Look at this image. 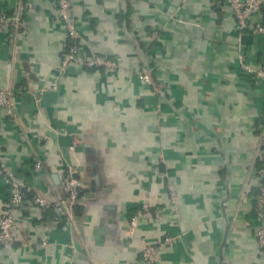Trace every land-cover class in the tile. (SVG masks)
I'll use <instances>...</instances> for the list:
<instances>
[{
  "label": "crops",
  "instance_id": "crops-1",
  "mask_svg": "<svg viewBox=\"0 0 264 264\" xmlns=\"http://www.w3.org/2000/svg\"><path fill=\"white\" fill-rule=\"evenodd\" d=\"M71 2L77 56H107L116 69L71 63L59 72L66 29L56 0H0L27 24L0 29V88L12 92L14 113L0 108V161L49 200L63 195L67 169L84 183L79 214L66 205L56 218L26 199L0 264H148L142 241L164 236L172 241L155 264H264V205L258 212L253 192L264 78L239 61L242 53L264 68V33L251 31L258 17L264 24V5L240 33L225 0ZM9 193L0 177V211ZM143 202L161 217L131 229Z\"/></svg>",
  "mask_w": 264,
  "mask_h": 264
},
{
  "label": "built area",
  "instance_id": "built-area-1",
  "mask_svg": "<svg viewBox=\"0 0 264 264\" xmlns=\"http://www.w3.org/2000/svg\"><path fill=\"white\" fill-rule=\"evenodd\" d=\"M226 4L229 6L232 15L235 19V28L238 32H243L249 28L251 18L253 16H258L261 12V8L264 5V0H225ZM57 9L59 17L65 24L66 35L62 42L60 62L58 71L63 72L71 63L78 64L81 67H102L105 72L116 69L118 63L115 59L109 58L103 55H91L89 57L78 58L76 53L78 50V33L76 24H74L71 19L69 12L71 1L70 0H56ZM27 8L33 11L32 1L27 2ZM13 27L16 32H25L27 28L26 18L19 16L17 14H10L3 10H0V29H9ZM251 31L253 33H264V24L260 17L254 20ZM77 42V45H76ZM240 66L246 73H252L254 76L264 78V68H255L251 66L247 61L245 56L241 53L239 55ZM148 69L141 67L139 71V77L145 82L150 83ZM0 108H4L8 115L14 116L13 113V94L10 90L0 88ZM261 141L262 149L260 152V159L262 161L261 177L264 180V123L261 128ZM43 165L40 160H36L34 163V171L41 172ZM0 177L8 185L9 188V198L3 211H0V244H12L14 242V236L12 233L13 222L15 214L20 207H22L26 201L24 195L25 192L31 190L29 184H27L20 176H18L14 171L10 170L4 159L0 161ZM84 183L77 177H74L73 171L67 169L64 177L62 178V196H57L53 200H49L41 194H35L32 198L33 203L38 205L40 208H54L58 214H63L64 207L72 208L76 202L78 191L83 187ZM261 186V184H260ZM170 197L169 203L172 212L175 213L177 210V196L176 192L169 187ZM258 212L260 211L261 203L264 199V185L261 187V191L258 194ZM173 213V214H174ZM160 209L152 206L148 202H143L135 210L133 215L130 217V227L133 229L140 219H152L160 218ZM258 244L259 246L264 245V237L261 230L257 232ZM172 241V237L164 236L158 244L153 242H148L146 240L142 241V247L140 252V258L148 263L155 264L160 260V251L163 245ZM47 242L45 240H40L37 246H45ZM42 264H45L42 263Z\"/></svg>",
  "mask_w": 264,
  "mask_h": 264
},
{
  "label": "trees",
  "instance_id": "trees-1",
  "mask_svg": "<svg viewBox=\"0 0 264 264\" xmlns=\"http://www.w3.org/2000/svg\"><path fill=\"white\" fill-rule=\"evenodd\" d=\"M12 30V29H11ZM10 30V31H11ZM245 31V30H244ZM76 45H77V42H76ZM150 75V74H149ZM258 174H259V176H260V178H261V186H257V187H253V192H254V195L255 196H258L257 194H259L260 193V191H261V187L264 185V180H263V178L261 177V169H262V161H261V159L259 158L258 159ZM35 195V191L34 190H29V191H27V192H25V195H24V197H25V199H29V198H33V196ZM78 196V195H77ZM76 200H77V198H76ZM255 200V208H256V204H257V200H256V198L254 199ZM76 205H77V203H75V205H74V213L75 214H79V210L76 208ZM78 210V211H77ZM50 214H53L54 215V212H52V213H50ZM131 217V216H130Z\"/></svg>",
  "mask_w": 264,
  "mask_h": 264
},
{
  "label": "rangeland",
  "instance_id": "rangeland-1",
  "mask_svg": "<svg viewBox=\"0 0 264 264\" xmlns=\"http://www.w3.org/2000/svg\"><path fill=\"white\" fill-rule=\"evenodd\" d=\"M71 1V0H70ZM71 6H72V2H71ZM71 6H70V9H69V12H70V15H71V19L73 20V22H74V24H75V21H74V18L72 17V14H71ZM56 11H57V14H58V16H59V13H58V9L56 8ZM64 26H65V24H64ZM64 39V38H63ZM62 42H63V40H62ZM78 50H79V45H78ZM78 50H77V53H78ZM77 53H76V57H78V58H81V57H79V56H77ZM90 56V55H89ZM89 56H86V57H89ZM82 58H84V57H82ZM76 63V62H75ZM142 67H145V68H147V66H142ZM102 68V67H101ZM104 70V69H103ZM141 70V68L138 70V74H139V71ZM149 78H150V76H149ZM150 82H151V80H150ZM256 199H257V206H258V203H259V196H257L256 197ZM262 204V206L264 205V199H263V202L261 203ZM262 208V207H261ZM152 219H158V218H152ZM257 232H258V229H257V231H256V234H257ZM264 246V245H263ZM263 246H261V247H263Z\"/></svg>",
  "mask_w": 264,
  "mask_h": 264
},
{
  "label": "water",
  "instance_id": "water-1",
  "mask_svg": "<svg viewBox=\"0 0 264 264\" xmlns=\"http://www.w3.org/2000/svg\"><path fill=\"white\" fill-rule=\"evenodd\" d=\"M75 177H77V176L75 175ZM81 194H82V192H81V190H79L78 191V196L81 195ZM87 196L88 197L94 196V193H89Z\"/></svg>",
  "mask_w": 264,
  "mask_h": 264
}]
</instances>
